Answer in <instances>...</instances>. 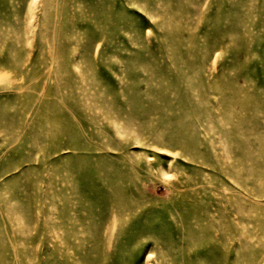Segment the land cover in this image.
Wrapping results in <instances>:
<instances>
[{
  "label": "rangeland",
  "instance_id": "obj_1",
  "mask_svg": "<svg viewBox=\"0 0 264 264\" xmlns=\"http://www.w3.org/2000/svg\"><path fill=\"white\" fill-rule=\"evenodd\" d=\"M0 264H264V0H0Z\"/></svg>",
  "mask_w": 264,
  "mask_h": 264
}]
</instances>
